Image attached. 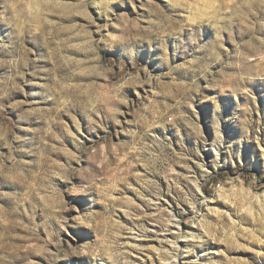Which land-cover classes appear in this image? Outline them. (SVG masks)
<instances>
[{"label": "rangeland", "instance_id": "rangeland-1", "mask_svg": "<svg viewBox=\"0 0 264 264\" xmlns=\"http://www.w3.org/2000/svg\"><path fill=\"white\" fill-rule=\"evenodd\" d=\"M0 264H264V0H0Z\"/></svg>", "mask_w": 264, "mask_h": 264}, {"label": "bare ground", "instance_id": "bare-ground-1", "mask_svg": "<svg viewBox=\"0 0 264 264\" xmlns=\"http://www.w3.org/2000/svg\"><path fill=\"white\" fill-rule=\"evenodd\" d=\"M200 184H199V182H198V184L196 185V190L198 191V192H200ZM177 224V223H176Z\"/></svg>", "mask_w": 264, "mask_h": 264}]
</instances>
